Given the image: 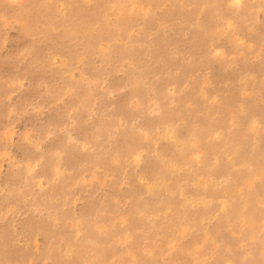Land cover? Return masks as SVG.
Listing matches in <instances>:
<instances>
[{
    "label": "rangeland",
    "instance_id": "1",
    "mask_svg": "<svg viewBox=\"0 0 264 264\" xmlns=\"http://www.w3.org/2000/svg\"><path fill=\"white\" fill-rule=\"evenodd\" d=\"M253 1L0 0V264H264Z\"/></svg>",
    "mask_w": 264,
    "mask_h": 264
},
{
    "label": "bare ground",
    "instance_id": "2",
    "mask_svg": "<svg viewBox=\"0 0 264 264\" xmlns=\"http://www.w3.org/2000/svg\"><path fill=\"white\" fill-rule=\"evenodd\" d=\"M254 1H255V0H254ZM254 1H253V2H254ZM239 3H240V2H239ZM212 4H213V3H212ZM202 5H203V3H202ZM209 5H210V4H209ZM257 8H258V7H257ZM216 11H217V10H216ZM210 34H211V33H210ZM227 35H228V34H227ZM194 38H195V37H194ZM196 39H197V38H196ZM204 41H205V40H204ZM196 42H197V41H196ZM189 43H190V42H189ZM204 43H205V42H204ZM234 48H235V47H234ZM234 48H233V49H234ZM192 53H193V52H192ZM233 68H234V67H233ZM251 73H252V72H251ZM262 75H264V74H262ZM244 76H245V75H244ZM228 80H229V79H228ZM255 95H256V94H255ZM54 96H55V95H54ZM240 96H241V95H240ZM252 115H253V114H252ZM253 121H254V120H253ZM255 121H256V120H255ZM164 128H165V127H164ZM206 129H207V128H206ZM168 133H170V132H168ZM168 133H167V134H168ZM171 133H172V132H171ZM171 133H170V136H171ZM144 134H145V133H144ZM192 135H193V134H192ZM208 135H209V134H208ZM170 136H169V137H170ZM142 137H144V136H142ZM211 137H212V136H211ZM167 138H168V137H167ZM180 138H181V137H180ZM173 139H174V138H173ZM207 139H208V137H207ZM259 139H260V138H259ZM178 140H179V139H178ZM198 140H199V139H198ZM174 141H175V140H174ZM206 141H207V140H206ZM218 141H219V140H218ZM213 142H214V141H213ZM176 145H177V144H176ZM153 146H154V145H153ZM221 146H222V145H221ZM237 147H238V145H237ZM174 149H175V148H174ZM225 149H226V147H225ZM233 149H234V148H233ZM152 150H153V149H152ZM221 150H222V149H221ZM221 150H220V151H221ZM252 150H253V149H252ZM201 151H202V150H201ZM214 151H215V150H214ZM216 151H217V150H216ZM225 151H226V150H225ZM207 152H209V151L207 150ZM221 152H222V151H221ZM179 153H180V152H179ZM191 153H192V152H191ZM215 153H216V152H215ZM224 153H225V152H224ZM137 154H138V153H137ZM137 154H136V155H137ZM209 154H210V153H209ZM222 154H223V153H222ZM250 154H251V153H250ZM254 154H255V153H254ZM254 154H253V156H254ZM206 155H207V153H206ZM231 155H232V154H231ZM98 156H99V155H98ZM214 156H215V155H214ZM247 156H248V154H247ZM216 157H217V156H216ZM227 157H228V156H227ZM240 157H241V156H240ZM243 157H244V156H243ZM249 158H250V157H249ZM256 158H257V157H256ZM242 159H245V158H242ZM246 159H247V158H246ZM246 159H245V160H246ZM250 159H251V158H250ZM254 159H255V158H254ZM209 160H210V159H209ZM258 160H259V159H258ZM215 161H216V159H215ZM239 161H241V159H240ZM246 161H247V160H246ZM249 161H250V160H249ZM249 161H247V162H249ZM251 161L253 162L254 160L251 159ZM185 162H186V161H185ZM243 162H244V160H242V163H243ZM256 162L258 163V161H256ZM256 162L254 161V163H256ZM259 162H260V161H259ZM168 163H169V165H170V162H168ZM238 163H239V162H238ZM242 163H241V164H242ZM249 163H250V162H249ZM254 163H251V164H254ZM174 164H175V162H174ZM239 164H240V163H239ZM245 164H246V163H245ZM245 164H244V166H245ZM236 165H237V164H236ZM246 165H247V164H246ZM263 165H264V164H263ZM172 166H173V165H172ZM237 166H238V165H237ZM242 166H243V164H242ZM251 166H252V165H251ZM206 167H207V166H206ZM232 167H234L233 164H232ZM248 167H249V166H248ZM254 167H255V164H254ZM263 167H264V166H263ZM263 167H262V168H263ZM234 168L237 169V167H234ZM240 168H241V167H240ZM226 169H227V168H226ZM238 169H239V168H238ZM206 170H208V169H206ZM229 170L232 171L231 168H229ZM234 170H235V169H234ZM234 170H233V171H234ZM208 171H209V170H208ZM208 171H207V172H208ZM231 171H230V172H231ZM175 172H176V171H175ZM196 172H197V171H196ZM234 172H235V171H234ZM210 173H211V171L209 172V174H210ZM228 173H229V171H228ZM253 173H254V172H253ZM197 174H198V173H197ZM209 174H208V175H209ZM226 175H227V173H226ZM241 175H244V174H241ZM192 176H193V175H192ZM234 176H235V175H234ZM193 177H194V176H193ZM198 177L200 178V176H198ZM201 177H202V176H201ZM205 177H206V176H205ZM169 178H170V177H169ZM190 178H192V177H190ZM203 178H204V176H203ZM213 178H214V177H213ZM244 178H245V177H244ZM205 179H206V178H205ZM205 179H204V182H206ZM207 179H208V178H207ZM209 179H210V175H209ZM220 179H221V178H220ZM191 180H192V179H191ZM216 180H217V179H216ZM218 180H219V179H218ZM229 180H230V179H229ZM232 180H234V179H232ZM236 180H237V179H236ZM153 181H154V179H153ZM157 181H158V180H157ZM207 181H208V180H207ZM211 181H212V180H211ZM213 181H214V180H213ZM223 181H224V180H223ZM230 181H231V180H230ZM163 182H164V181H163ZM219 182H220V181H219ZM224 182H225V181H224ZM226 182H227V181H226ZM226 182H225V183H226ZM231 182H232V181H231ZM251 182H252V181H251ZM208 183H209V182H208ZM215 183H216V182H215ZM202 184H203V183H202ZM213 184H214V183H213ZM219 184H220V183H219ZM219 184H218V185H219ZM165 185H166V184H165ZM204 185H205V184H204ZM235 185H236V184H235ZM245 185H246V184H245ZM245 185H244V186H245ZM212 186H213V185H212ZM214 186H216V184H215ZM214 186H213V187H214ZM222 186H223V185H222ZM222 186H221V187H222ZM199 187H200V186H199ZM201 187H202V185H201ZM205 187H206V185H205ZM209 187H210V186H209ZM217 187H218V186H217ZM224 187H225V186H224ZM232 187H233V186H232ZM237 187H238V186H237ZM263 187H264V186H263ZM203 188H204V187H203ZM207 188H208V187H207ZM211 188H212V187H211ZM214 188H215V187H214ZM222 188H223V187H222ZM225 188L229 189L228 187H225ZM225 188H224V189H225ZM215 189H216V188H215ZM218 189H219V188H218ZM218 189H217V190H218ZM182 190H183V189H182ZM209 190H211V189H209ZM212 190H213V189H212ZM217 190H216V192H217ZM225 190H226V189H225ZM240 190H241V189H240ZM147 191H148V190H147ZM214 191H215V190H214ZM226 191H227V190H226ZM228 191H229V190H228ZM254 191H255V190H254ZM259 191H261V190H259ZM263 191H264V190H263ZM212 192H213V191H212ZM221 192H222V191H221ZM223 192H224V191H223ZM223 192H222V193H223ZM134 193H135V192H134ZM224 193H225V192H224ZM184 194H185V193H184ZM231 194H232V193H231ZM203 195H204V194H203ZM203 195H202V196H203ZM199 198H200V196H199ZM199 198H198V199H199ZM201 198L204 199V197H201ZM206 198H207V197H206ZM206 198H205V199H206ZM209 198H210V197H209ZM209 198H208V199H209ZM166 199H167V198H166ZM196 199H197V198H196ZM198 199H197V200H198ZM208 199H207V200H208ZM152 200H153V199H152ZM152 200H151V202H152ZM197 200H196V201H197ZM199 200H200V199H199ZM210 201H211V200H210ZM200 202H201V201H199L198 203H200ZM154 203H155V202L153 201V205H154ZM171 203H172V202H171ZM150 204H151V203H150ZM190 204H191V203H190ZM205 204H206V202H205ZM208 204H209V203H208ZM153 205H152V206H153ZM155 205H156V204H155ZM183 205H184V204H183ZM202 205H204V204L202 203ZM210 205H212V204H210ZM149 206H151V205H149ZM200 206H201V205H200ZM207 206H208V205H207ZM153 207H154V206H153ZM195 207H196V206H195ZM209 207L211 208V206H209ZM7 208H8V207H7ZM154 208H155V207H154ZM218 208H219V207H218ZM207 209H208V208H207ZM207 209H206V210H207ZM211 209H212V208H211ZM221 209H222V208H221ZM192 210H193V208H192ZM141 211H142V210H141ZM5 213H6V212H5ZM191 214H192V213H191ZM137 215H138V214H137ZM168 215H169V214H168ZM192 215H193V214H192ZM206 215H207V214H206ZM120 216H121V215H120ZM163 216H164V215H163ZM12 219H13V217H12ZM145 219H146V218H145ZM151 219H152V218H151ZM167 219H168V218H167ZM167 219H166V220H167ZM182 219H183V218H182ZM39 220H40V219H39ZM48 220H49V219H48ZM146 220H147V219H146ZM44 221H45V220H44ZM40 222H41V221H40ZM46 222H47V221H46ZM12 223H13V222H12ZM14 223H15V222H14ZM162 224H163V223H162ZM43 225H44V224H43ZM160 225H161V224H160ZM186 226H187V225H186ZM12 228H13V227H12ZM186 228H187V227H186ZM206 228H207V227H206ZM30 229H31V228H30ZM161 229H162V228H161ZM161 229H160V230H161ZM207 229H208V228H207ZM183 231H184V230H183ZM183 231H182V234H183ZM30 232H31V231H30ZM157 232H158V231H157ZM27 233H28V231H27ZM179 234H180V233H179ZM29 235H30V234H29ZM157 235H158V234H157ZM157 235H156V237H157ZM115 236H116V235H115ZM109 244H110V243H109ZM113 244H114V243H113ZM99 253H100V252H99ZM68 258H69V257H68Z\"/></svg>",
    "mask_w": 264,
    "mask_h": 264
},
{
    "label": "snow or ice",
    "instance_id": "3",
    "mask_svg": "<svg viewBox=\"0 0 264 264\" xmlns=\"http://www.w3.org/2000/svg\"><path fill=\"white\" fill-rule=\"evenodd\" d=\"M234 4H235L236 6H239V0H234Z\"/></svg>",
    "mask_w": 264,
    "mask_h": 264
}]
</instances>
